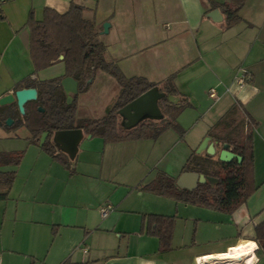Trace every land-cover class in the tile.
<instances>
[{"label": "crops", "instance_id": "crops-1", "mask_svg": "<svg viewBox=\"0 0 264 264\" xmlns=\"http://www.w3.org/2000/svg\"><path fill=\"white\" fill-rule=\"evenodd\" d=\"M211 1L0 0V97L27 80L64 74L61 63L34 72L26 22L30 14L40 21L46 8L63 14L75 3L94 21L105 58L126 77H143L161 89L172 76L176 103L189 104L176 119L185 131L182 138L164 142L166 129L154 140L106 143L82 130L76 150L69 152L53 133L63 161L48 155L43 141L31 143L25 169L20 172L23 158L0 199L1 264H264L255 241V227L264 221V0H246L240 20L230 27L222 9L214 7L225 0ZM118 87L113 82L109 103L117 99ZM210 88L219 90L216 100L208 97ZM82 93L73 96L77 105ZM207 100L214 102L206 107ZM236 101L257 122L252 132L256 189L245 203L223 212L140 190L159 173L178 180L192 153L218 151L219 158L224 147L207 131ZM119 116L123 130L154 120L125 129L128 119ZM147 149L158 153L156 161ZM168 155L171 167H160ZM106 205L111 209L103 217ZM148 214L174 217L168 250L159 251L147 226L141 230Z\"/></svg>", "mask_w": 264, "mask_h": 264}, {"label": "trees", "instance_id": "trees-1", "mask_svg": "<svg viewBox=\"0 0 264 264\" xmlns=\"http://www.w3.org/2000/svg\"><path fill=\"white\" fill-rule=\"evenodd\" d=\"M211 1V0H210ZM246 0H225L214 7L222 9L225 24L230 27L240 20L239 10ZM212 2V1H211ZM213 6V2H212ZM30 32L29 54L34 72H38L55 63H61L64 74L51 80H27L23 87H34L37 98L25 105V112L18 111L16 103L0 106V127L6 126L7 118L14 120L11 127L26 125L29 129V141L38 144L43 133L46 138L41 148L55 160L63 161L51 141L56 131L78 128L91 136H99L106 143L135 139H156L166 129L177 132L180 138L184 130L177 123L178 115L188 107L187 102L174 103L168 96L177 94L172 76L165 80L160 92L165 96L158 102L162 116L158 119L142 122L136 127L123 130L118 125V111L155 86L143 77H126L120 69L105 58V45L98 39V32L93 20L83 16V7L71 3L67 12L60 14L52 9L44 10L43 19L37 21L30 14L26 22ZM60 55L63 56L59 59ZM97 72L113 77L120 90L117 99L107 108L105 115L99 119H77L75 101L67 103L60 81L70 76L78 82V92L86 91ZM20 87V88H23ZM31 106V107H30ZM15 107V110H13ZM42 108V111L39 110ZM257 122L250 116L244 106L234 102L232 106L207 131V136L221 146L231 148L241 160L229 162L219 160L214 155L192 153L185 162L182 172H195L216 179L211 183L205 181L191 190L177 185V179L159 173L157 177L141 186L140 190L171 198L186 204L232 212L245 203L255 191L253 181V140L252 132ZM23 157L22 151L0 152V199H5L11 187L16 167ZM174 217L156 214L144 215L141 230L147 226V234L159 240V251L170 248V236ZM255 241L264 254V221L255 227Z\"/></svg>", "mask_w": 264, "mask_h": 264}, {"label": "water", "instance_id": "water-1", "mask_svg": "<svg viewBox=\"0 0 264 264\" xmlns=\"http://www.w3.org/2000/svg\"><path fill=\"white\" fill-rule=\"evenodd\" d=\"M214 12L218 13L217 10ZM109 24L104 23L103 29L106 33L108 30ZM63 56L60 55L59 59H62ZM60 85L65 93L66 102L70 103L73 100V96L78 93V82L74 78L70 76H65L61 79ZM165 94L160 92L159 89L154 86L153 88L147 90L125 106H123L118 114L127 118L128 122L122 123L125 129H129L138 123L141 119H158L162 116L160 108H159V100L163 98ZM37 98V90L34 87H23L15 90L12 93H8L0 97V106L16 103L18 111L21 114L25 112V105L34 101ZM168 99L171 102L176 103L177 99L173 96H168ZM42 111V108H39ZM14 122V119L7 118L5 121L6 126H10ZM47 136V133L42 134L41 142ZM83 133L81 129H69L63 131H56L54 134L55 142H60L65 144L66 149L69 152H73L77 148V144L82 138ZM224 148L219 153V160L224 162H229L233 159L238 161L241 160V157L234 154L231 150L227 148V146H223ZM210 181L211 183L216 182V179L211 177H206L203 174H198L195 172H185L182 173L178 180L177 185L181 188H186L188 190L194 189L198 183H204L205 181Z\"/></svg>", "mask_w": 264, "mask_h": 264}, {"label": "rangeland", "instance_id": "rangeland-1", "mask_svg": "<svg viewBox=\"0 0 264 264\" xmlns=\"http://www.w3.org/2000/svg\"><path fill=\"white\" fill-rule=\"evenodd\" d=\"M113 82H115L114 79L110 78L106 74L104 75V73L102 74L99 73L98 75H96L94 82L88 85L86 91H84L81 95H78V99L80 101H78V105L75 104L76 116H78L79 119H87V118L91 119L100 116L102 118L105 115L107 108L113 104V102L109 103L111 96L108 97L109 95L108 91L111 89ZM216 91L217 93H219V90L216 89ZM212 102L214 101L207 100L205 106L209 107L212 104ZM13 110H15V107H13ZM14 112H15L14 120H16L19 118V115L16 113V111ZM20 115L22 116V114ZM120 121L121 118L118 114V125L121 128ZM11 125L0 127V149H2L3 151H8V149L10 151H17V152L22 151L23 152L22 159H23L25 153L27 152V148L28 147L33 148L31 147L32 144L29 141V136H30L29 129L27 128L26 125H19L14 127H11ZM172 136L173 137L176 136L177 138H180L177 132H175L172 129H169L166 132V134L163 135L164 142L167 138L170 139ZM164 151L165 150L163 149V147H161L159 153L160 152L164 153ZM217 153L218 151L214 155L215 158L218 155ZM147 154L148 157H150V159H152L153 161H156V159H158V153L157 154L155 152L151 153V151L149 152V150L147 149ZM30 156L31 155H27L22 161L23 165L20 167V172L25 169L24 166H26L27 159L30 158ZM170 156L168 155L166 160L161 161L159 166L171 167ZM30 167L31 165L27 167L28 170Z\"/></svg>", "mask_w": 264, "mask_h": 264}, {"label": "built area", "instance_id": "built-area-1", "mask_svg": "<svg viewBox=\"0 0 264 264\" xmlns=\"http://www.w3.org/2000/svg\"><path fill=\"white\" fill-rule=\"evenodd\" d=\"M237 83H238V86H243V84L245 83V78H244V75H241L237 78ZM208 97L212 100H216L217 99V93L215 91L214 88H210L208 90ZM111 207L109 205H106L104 206L102 209H101V215L104 217L108 214V212L110 211ZM0 264H1V258H0Z\"/></svg>", "mask_w": 264, "mask_h": 264}, {"label": "flooded vegetation", "instance_id": "flooded-vegetation-1", "mask_svg": "<svg viewBox=\"0 0 264 264\" xmlns=\"http://www.w3.org/2000/svg\"><path fill=\"white\" fill-rule=\"evenodd\" d=\"M74 96H75V95H74ZM74 129H76V128H74ZM54 133H55V132H54ZM51 137H52V136H51ZM41 138H42V136H41ZM41 138H40V140H41ZM45 138H46V137H45ZM45 138H44V139H45Z\"/></svg>", "mask_w": 264, "mask_h": 264}, {"label": "bare ground", "instance_id": "bare-ground-1", "mask_svg": "<svg viewBox=\"0 0 264 264\" xmlns=\"http://www.w3.org/2000/svg\"><path fill=\"white\" fill-rule=\"evenodd\" d=\"M230 259V258H229Z\"/></svg>", "mask_w": 264, "mask_h": 264}]
</instances>
